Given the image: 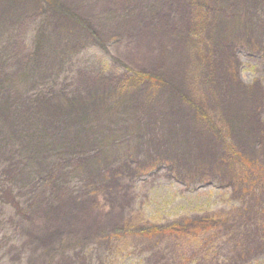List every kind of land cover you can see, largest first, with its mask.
Here are the masks:
<instances>
[{
  "label": "rangeland",
  "instance_id": "rangeland-1",
  "mask_svg": "<svg viewBox=\"0 0 264 264\" xmlns=\"http://www.w3.org/2000/svg\"><path fill=\"white\" fill-rule=\"evenodd\" d=\"M0 264H264V0H0Z\"/></svg>",
  "mask_w": 264,
  "mask_h": 264
},
{
  "label": "trees",
  "instance_id": "trees-1",
  "mask_svg": "<svg viewBox=\"0 0 264 264\" xmlns=\"http://www.w3.org/2000/svg\"><path fill=\"white\" fill-rule=\"evenodd\" d=\"M153 233H155V232H153Z\"/></svg>",
  "mask_w": 264,
  "mask_h": 264
}]
</instances>
